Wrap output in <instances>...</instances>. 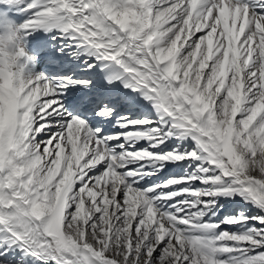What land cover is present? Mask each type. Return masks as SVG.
Instances as JSON below:
<instances>
[{"label": "snow or ice", "instance_id": "obj_1", "mask_svg": "<svg viewBox=\"0 0 264 264\" xmlns=\"http://www.w3.org/2000/svg\"><path fill=\"white\" fill-rule=\"evenodd\" d=\"M0 264H264V0H0Z\"/></svg>", "mask_w": 264, "mask_h": 264}, {"label": "bare ground", "instance_id": "obj_2", "mask_svg": "<svg viewBox=\"0 0 264 264\" xmlns=\"http://www.w3.org/2000/svg\"><path fill=\"white\" fill-rule=\"evenodd\" d=\"M37 67H38V70H42L41 67H40V65H38ZM167 173H168V170L166 169V170H165V173L160 174V176L155 177L154 179H157V180H158V179L166 178ZM233 207H234V205H232V204H226V205H225V210H224V211L227 212V211L231 210ZM223 214H224V212H222V215H223ZM230 230H234V229H230Z\"/></svg>", "mask_w": 264, "mask_h": 264}]
</instances>
